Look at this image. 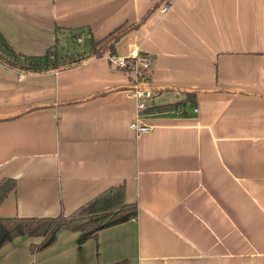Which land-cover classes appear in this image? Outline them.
<instances>
[{
	"label": "crops",
	"instance_id": "1",
	"mask_svg": "<svg viewBox=\"0 0 264 264\" xmlns=\"http://www.w3.org/2000/svg\"><path fill=\"white\" fill-rule=\"evenodd\" d=\"M144 17L114 55L151 62L145 132L132 70L108 51L38 74L0 61V181L17 180L0 217L70 215L119 184L138 205L84 243L63 229L33 252L42 237L19 236L0 264H264V0H0V32L24 55L56 26L100 39ZM182 102L185 115L167 108Z\"/></svg>",
	"mask_w": 264,
	"mask_h": 264
},
{
	"label": "trees",
	"instance_id": "2",
	"mask_svg": "<svg viewBox=\"0 0 264 264\" xmlns=\"http://www.w3.org/2000/svg\"><path fill=\"white\" fill-rule=\"evenodd\" d=\"M145 17L134 24H122L100 39H96L91 30L84 27L56 26L55 42L47 48L43 55L20 54L0 32V61L19 71L38 74L71 68L86 60L100 58L107 51L114 55L119 39L130 29L137 28ZM191 95V99L194 100L197 92L192 91ZM186 104L182 102L169 105L167 108L176 109L177 112L185 115L187 113ZM155 109L149 106L146 110ZM158 111H163V109ZM16 187V178L4 177L0 181V204ZM137 215V203L126 200L125 184L112 185L79 206L70 215L0 217V249L19 236L29 235L42 237L41 242L31 246L33 252L42 251L57 241L58 234L63 229L79 231V242L84 243L91 237H96L102 229L125 223L135 219ZM112 264H127V261Z\"/></svg>",
	"mask_w": 264,
	"mask_h": 264
},
{
	"label": "built area",
	"instance_id": "3",
	"mask_svg": "<svg viewBox=\"0 0 264 264\" xmlns=\"http://www.w3.org/2000/svg\"><path fill=\"white\" fill-rule=\"evenodd\" d=\"M168 6L163 7L166 12ZM113 68L125 69L129 67L132 72V86L130 89V96L135 101L137 118L131 123V127L136 129L137 132H145L151 128V125L141 123L144 117V111L152 104L156 96V90L149 88L142 80V76L147 75L150 70L151 62L148 57L141 55L139 49L131 48L127 56L114 55L110 57ZM198 109L195 108V112Z\"/></svg>",
	"mask_w": 264,
	"mask_h": 264
},
{
	"label": "rangeland",
	"instance_id": "4",
	"mask_svg": "<svg viewBox=\"0 0 264 264\" xmlns=\"http://www.w3.org/2000/svg\"><path fill=\"white\" fill-rule=\"evenodd\" d=\"M146 79H147V75L142 76L143 81H146Z\"/></svg>",
	"mask_w": 264,
	"mask_h": 264
}]
</instances>
